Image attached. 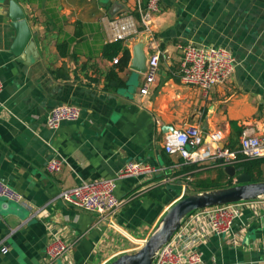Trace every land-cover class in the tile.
I'll list each match as a JSON object with an SVG mask.
<instances>
[{
  "label": "crops",
  "instance_id": "0c3cea01",
  "mask_svg": "<svg viewBox=\"0 0 264 264\" xmlns=\"http://www.w3.org/2000/svg\"><path fill=\"white\" fill-rule=\"evenodd\" d=\"M10 1L22 8L32 34L28 57L10 50ZM146 3L0 0V180L24 197L23 204L0 199V264H47L50 236L69 246L57 264H107L135 250L189 183L217 176L213 162L186 164L165 153L169 132L187 126L202 134L218 131L225 148L234 149L238 140L234 151L242 133L263 132L264 0H160L147 46L148 52L160 51L159 68L148 94L141 95L145 74L129 68L139 36L121 42L120 51L105 48L114 42L111 21L119 15L138 20ZM185 44L230 50L231 78L207 94L182 83L178 47ZM123 50L130 55L125 65ZM115 76L123 85L115 84ZM58 105L79 107L80 118L49 130L46 116ZM52 156L64 163L50 174L46 164ZM129 162L160 171L119 180L115 195L122 204L111 218L58 197L81 182L114 178ZM263 212L264 200L247 202L229 234L197 244L201 264H264Z\"/></svg>",
  "mask_w": 264,
  "mask_h": 264
},
{
  "label": "built area",
  "instance_id": "2783aa9c",
  "mask_svg": "<svg viewBox=\"0 0 264 264\" xmlns=\"http://www.w3.org/2000/svg\"><path fill=\"white\" fill-rule=\"evenodd\" d=\"M160 0H147L145 9L140 10L139 19L133 16L119 15L110 23L113 40L126 41L138 36H149L151 41L152 20L159 12ZM139 25L142 30L139 29ZM181 62L179 75L182 83L201 90L204 94L217 85L227 82L234 73L235 59L230 50L215 46L180 45ZM160 51L154 47L149 52L147 71L144 77L141 95H147L149 86L158 73ZM118 63V58L113 64ZM2 84L0 81V93ZM81 109L74 105H58L46 116L45 127L57 130L62 123L75 122L80 118ZM222 135L215 131L202 134L196 126L169 132L164 139L163 149L169 155H176L186 164L213 162L215 166H234L237 154L246 160L264 158V130L259 135L242 133L238 151L221 145ZM63 160L52 156L46 171L50 174L61 170ZM160 168L144 163L129 162L123 166L114 178L81 182L63 190L58 197L66 205L78 210L111 218L122 204L116 195L117 182L126 178H146L159 174ZM0 199L16 204H23L24 197L14 188L0 180ZM249 201L216 205L196 210L188 214L170 240L159 250L152 264H201L202 259L196 250L197 244L210 236L227 235L234 222L240 218L244 206ZM264 226V212L262 214ZM110 226L129 237L117 224L110 221ZM140 243H143L140 242ZM69 246L61 238L50 236L46 245L47 264H57L68 252ZM5 253L6 249H2ZM264 263V260H263Z\"/></svg>",
  "mask_w": 264,
  "mask_h": 264
},
{
  "label": "water",
  "instance_id": "95a60500",
  "mask_svg": "<svg viewBox=\"0 0 264 264\" xmlns=\"http://www.w3.org/2000/svg\"><path fill=\"white\" fill-rule=\"evenodd\" d=\"M111 12L115 13L116 11L112 10ZM8 17L10 26L15 30V38L10 50L16 57H20L22 53L28 57L34 48L32 34L22 8L13 1L8 4ZM149 40V36H139L138 43L132 50L129 68L139 74H146L147 71ZM240 171L241 169L234 166H224V174L230 179H235L233 186L184 194L164 212L160 223L149 238L143 241L140 249L132 254L119 255L107 264H152L159 250L170 240L188 214L216 205L264 200V182H252L250 175L245 172L240 173Z\"/></svg>",
  "mask_w": 264,
  "mask_h": 264
},
{
  "label": "trees",
  "instance_id": "16d2710c",
  "mask_svg": "<svg viewBox=\"0 0 264 264\" xmlns=\"http://www.w3.org/2000/svg\"><path fill=\"white\" fill-rule=\"evenodd\" d=\"M114 47L117 48L116 51H120L121 42L115 41L112 44H109L108 46H106L105 50L109 48H114ZM63 48H65V46H63ZM59 52L63 54L61 46H59ZM114 55L115 54H113L112 57H114ZM129 58H130L129 52L127 50H123L122 61L124 65L129 62ZM107 78L110 79V75H108ZM114 80L117 86L123 85V82L119 80L117 77ZM231 150L234 151L237 149L234 148ZM237 161L238 162L234 165V167L237 169L238 168L241 169L240 173L245 172L248 175H250L252 182H256V179L261 176L260 166L264 162V159L246 160L243 158L242 155L237 154ZM215 167L217 168V176L215 179H204V180H199L195 183H189L187 187L188 188L191 187L192 193H187L186 191L185 194H194V193H200V192L211 191V190H216V189H223V188L233 186V184H231V180L226 179V175L223 172V167L221 166H215Z\"/></svg>",
  "mask_w": 264,
  "mask_h": 264
},
{
  "label": "rangeland",
  "instance_id": "374dc122",
  "mask_svg": "<svg viewBox=\"0 0 264 264\" xmlns=\"http://www.w3.org/2000/svg\"><path fill=\"white\" fill-rule=\"evenodd\" d=\"M237 144H238V140L235 139V140L233 141V147L236 148V147H237ZM256 182H264V169H263V171H262V173H261V176H260L259 178L256 179ZM187 193H192L191 187H189V188L187 189ZM187 195H188V194H187ZM153 231H154V230H153ZM153 231H152V232H153ZM152 232H151V233H152ZM151 233H150L145 239H143L142 241L147 240V239L149 238V236L151 235ZM141 247H142V243H140V242L135 243V244L132 246V249H135V250H131V251H129L128 254H132V253L136 252V251H137L138 249H140Z\"/></svg>",
  "mask_w": 264,
  "mask_h": 264
}]
</instances>
